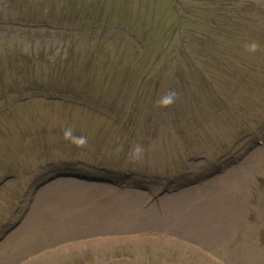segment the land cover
<instances>
[{
  "label": "rangeland",
  "instance_id": "374dc122",
  "mask_svg": "<svg viewBox=\"0 0 264 264\" xmlns=\"http://www.w3.org/2000/svg\"><path fill=\"white\" fill-rule=\"evenodd\" d=\"M200 1L0 0V264H264V0Z\"/></svg>",
  "mask_w": 264,
  "mask_h": 264
},
{
  "label": "trees",
  "instance_id": "16d2710c",
  "mask_svg": "<svg viewBox=\"0 0 264 264\" xmlns=\"http://www.w3.org/2000/svg\"><path fill=\"white\" fill-rule=\"evenodd\" d=\"M200 2H201L200 3L201 6L199 7L197 5L194 9L197 11H204L205 10L204 13L197 14L198 20H196V21L203 25L200 28H203L205 24L206 25L210 24L211 28L213 30L214 37H217L218 39L224 37L223 36L225 34L224 29H226V28L231 29L233 24H234V22H231L233 18L222 16V17H220L221 21H215L214 19H209V17L207 16L206 13H209L208 11L212 10L211 9L212 6H216L217 9H220L221 7L229 9L230 6L234 5L236 0H201ZM224 20H226V22H224ZM181 21H180V25H181ZM22 23H30V21L22 22ZM191 35H193L191 30L185 29L184 38L191 39ZM204 38H206V37H204ZM215 40L216 39H210V41H215Z\"/></svg>",
  "mask_w": 264,
  "mask_h": 264
},
{
  "label": "bare ground",
  "instance_id": "6f19581e",
  "mask_svg": "<svg viewBox=\"0 0 264 264\" xmlns=\"http://www.w3.org/2000/svg\"><path fill=\"white\" fill-rule=\"evenodd\" d=\"M63 206L66 207L64 204H60V205H59V209L61 210ZM70 208H72V206L69 207V209H70ZM62 210H63V209H62Z\"/></svg>",
  "mask_w": 264,
  "mask_h": 264
},
{
  "label": "clouds",
  "instance_id": "9594fccd",
  "mask_svg": "<svg viewBox=\"0 0 264 264\" xmlns=\"http://www.w3.org/2000/svg\"><path fill=\"white\" fill-rule=\"evenodd\" d=\"M137 151H139L140 149H139V147H137V149H136Z\"/></svg>",
  "mask_w": 264,
  "mask_h": 264
}]
</instances>
